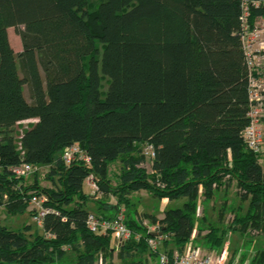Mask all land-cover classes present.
Here are the masks:
<instances>
[{"label":"trees","instance_id":"obj_1","mask_svg":"<svg viewBox=\"0 0 264 264\" xmlns=\"http://www.w3.org/2000/svg\"><path fill=\"white\" fill-rule=\"evenodd\" d=\"M253 1L0 0V206L33 217L36 194L54 210L39 230L0 222V264H66L69 252L73 264H99L100 257L115 264L116 252L121 264H147L151 255L159 261L148 243L158 236L151 225H158L160 249L174 264V252L195 239L219 251L230 229L264 230L262 154L242 135L250 123V73L258 76L247 64L243 5L250 30L264 18V4ZM10 27L21 37L18 54ZM26 120L35 121L16 136L14 127ZM148 142L156 152L151 174L140 166ZM75 143L90 155V165L66 164L63 152ZM118 160L115 186L109 172ZM24 163L49 165L54 186H25L12 171ZM91 174L97 194L84 188ZM235 184L248 207L236 212L232 225L211 223L207 212L198 215L200 204ZM141 190L184 202L163 218L142 214L130 210L131 195ZM99 193L114 195L116 210L96 215L113 218L123 206L130 210L125 222L133 235L120 247L112 234L87 226L93 213L87 202L107 205ZM252 264H264V250Z\"/></svg>","mask_w":264,"mask_h":264},{"label":"rangeland","instance_id":"obj_2","mask_svg":"<svg viewBox=\"0 0 264 264\" xmlns=\"http://www.w3.org/2000/svg\"><path fill=\"white\" fill-rule=\"evenodd\" d=\"M94 2V1H93ZM22 28V27H21ZM255 30H258L259 36L255 37L252 36L251 38H248L247 41H251V39L254 40V51L253 54H256V60L258 63L263 64L264 59H260L262 55L264 54V18H258L255 22ZM8 36L11 43V46L13 47L16 54L21 52L23 50V45L21 41V37L18 33V30L15 27H10L8 29ZM264 80V78H262ZM103 86L104 88L107 87V81L106 79L103 80ZM264 93V91H261ZM25 95L28 99L29 98V89L28 85H25ZM35 120H27L21 123H18L14 127V132L17 135H20L22 131L28 126L30 122H34ZM263 133H264V125H263ZM264 144L262 147V163L264 165ZM142 168H144L148 173L151 174L152 168L151 163L144 161L141 165ZM49 165L40 166V169L37 173H33L27 176H23V184L26 185H33L36 181L41 186H54L53 183L47 178V174L49 172ZM121 172V162L115 161L110 166V177L112 178L113 185H117V180ZM84 188L88 189L87 192L91 194H97L92 188L88 186L87 181L85 180ZM220 191V189H218ZM222 190V189H221ZM217 191L215 194V197L207 204H200L199 209L201 210L198 214L200 217H202L206 212L208 214V221H210L213 224L220 225L221 227L227 228L230 225L233 224L235 220V214L238 212L239 215H242L244 212H246L248 207V201L242 200L240 196V192L235 185H233L231 188L227 189V191ZM94 197V196H93ZM102 200L106 204L107 201L109 202L111 200H115L117 202V198L114 195L105 196L102 193H99V200ZM131 199L133 202V206L130 208L132 209H138L139 212L151 214L157 216L159 214H163V212L171 207H180L182 206V203L184 202V199L179 200H173L170 201L168 205H163L161 201L164 199H159L156 197L152 192L147 190H141L133 193L131 195ZM96 201V200H94ZM226 202V210L223 213V215H220L219 212L221 210V206L223 205V202ZM225 204V203H224ZM90 207V206H89ZM241 208V209H240ZM240 209V210H239ZM124 211L125 214L130 211L127 209V207L123 206L119 211ZM158 217V216H157ZM159 218V217H158ZM0 222L4 225H7L9 228L21 230L26 225L32 226V231L39 230L41 227L35 223L33 218L29 214L25 216L21 215H15L8 212L6 209V206L2 205L0 206ZM28 223V224H27ZM30 223V224H29ZM145 224H150V221L148 219H145ZM240 229V228H239ZM42 232V231H41ZM206 233V231H205ZM204 233V234H205ZM203 234V235H204ZM196 236V233L194 237ZM228 242V243H227ZM228 244L229 250H230V256L231 260H236L239 264H252L253 260L257 258V256L264 250V230L261 229H252L248 228L247 231L244 233H241L239 230L236 232L230 229L229 234H227V239L225 241V244ZM189 247H201V249L208 253H215L217 250H210L208 247H206V242L203 238L195 239L194 242L190 243L188 245ZM75 255L72 252H69L67 257L64 259V262L66 264H73ZM147 264H160L158 261V258L154 255L147 256ZM120 260L117 257V252L115 253V264L119 263ZM60 264V263H59Z\"/></svg>","mask_w":264,"mask_h":264},{"label":"built area","instance_id":"obj_3","mask_svg":"<svg viewBox=\"0 0 264 264\" xmlns=\"http://www.w3.org/2000/svg\"><path fill=\"white\" fill-rule=\"evenodd\" d=\"M261 3L264 4V0L253 1V4L256 6H259ZM248 16L249 7L245 3L243 5V14L241 16L244 29V49L250 71H256L258 76L253 74L252 72L250 73V123L243 130L242 135L248 148L256 153H259L262 151V146L264 143L263 124L261 122V119L264 115V93L261 92L264 91V80L262 79V76H259L260 63H258L256 60V54H253L254 40L251 39V41H247L248 38H251L252 36H259L258 30L249 29ZM262 47L264 48V46ZM143 154L146 157L145 161L150 162L152 168V162L156 156L155 146L152 143H146L143 148ZM62 158L64 159L66 164H72L75 161H83L85 164L90 165L92 161L90 155L84 149H82L78 143L67 147L63 152ZM39 169V166H33L31 164L24 163L19 166L13 167L12 171L18 176H27L38 172ZM86 181L90 188H92L96 193L99 192V185L92 174L87 177ZM158 185H161V183H158ZM45 200V196L36 194H34L30 200V208L35 210L33 219L39 226H42L45 215L49 212L54 211L51 208L44 206ZM200 211L201 210L198 208V214L200 213ZM87 226L94 233L112 234L115 240V245L117 247H120L133 235L132 230L127 226L125 222V213L122 210L119 211L113 218H105L103 216H98L95 213H90L87 217ZM149 228L151 231H154L158 234L157 237L150 238L148 241L151 250L159 254L160 264H170L168 254L160 249L164 236L159 230L158 225H153ZM195 233L196 231H194L193 236L195 235ZM140 237L141 236L139 234L135 235L136 239H140ZM227 243L221 250L215 253L205 252L201 249V247H190L188 250L182 253L175 251L174 264H239L236 260H231L230 250ZM99 264H103L102 257H100L99 259Z\"/></svg>","mask_w":264,"mask_h":264},{"label":"crops","instance_id":"obj_4","mask_svg":"<svg viewBox=\"0 0 264 264\" xmlns=\"http://www.w3.org/2000/svg\"><path fill=\"white\" fill-rule=\"evenodd\" d=\"M264 59V54L262 55V57H260V59ZM263 64H260V67H259V73H260V75L259 76H262L263 78H264V62H262ZM264 125V124H263ZM263 151H264V148H263ZM87 188L85 189V191L87 192ZM88 193V192H87ZM99 197V196H98ZM97 197V198H98ZM96 198V199H97ZM107 205L105 206V207H103L102 209H100L99 207H100V204L98 203V201H94V199H91V200H89L88 202H87V204H86V207L89 209V211L90 212H93V213H95V214H98V215H102L101 214V212L103 211V215H109V216H112L113 214H114V212H115V210H116V207H115V200H112V202H111V200L108 202L107 201ZM161 203L163 204V205H168L169 203H170V201H169V199L168 198H164L162 201H161ZM90 206V207H89ZM101 211V212H100ZM165 212V211H164ZM163 212V214H159V215H157L159 218H163L164 217V213ZM27 214H29L30 215V213L27 211L25 214H22L21 216H25V215H27ZM151 214H153V213H151ZM31 216V215H30ZM31 218H33L32 216H31ZM34 220V219H33ZM28 224V223H27ZM30 224V223H29ZM151 226H153V225H151ZM190 247L189 246H187L186 248H185V250L184 251H186V250H188ZM116 264H121V262H119V263H116Z\"/></svg>","mask_w":264,"mask_h":264}]
</instances>
